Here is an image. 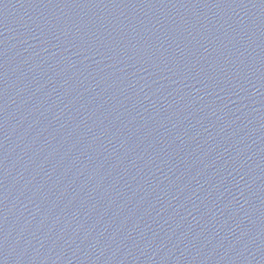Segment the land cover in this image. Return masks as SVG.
Instances as JSON below:
<instances>
[{
	"label": "water",
	"instance_id": "95a60500",
	"mask_svg": "<svg viewBox=\"0 0 264 264\" xmlns=\"http://www.w3.org/2000/svg\"><path fill=\"white\" fill-rule=\"evenodd\" d=\"M0 264H264V0H0Z\"/></svg>",
	"mask_w": 264,
	"mask_h": 264
}]
</instances>
